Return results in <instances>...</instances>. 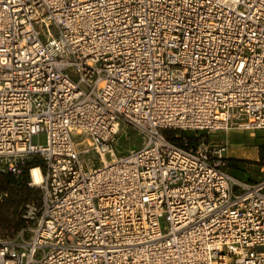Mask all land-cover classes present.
Listing matches in <instances>:
<instances>
[{"label":"built area","instance_id":"built-area-1","mask_svg":"<svg viewBox=\"0 0 264 264\" xmlns=\"http://www.w3.org/2000/svg\"><path fill=\"white\" fill-rule=\"evenodd\" d=\"M231 130L264 131V0H0V172L39 193L0 264H264V180L167 136Z\"/></svg>","mask_w":264,"mask_h":264},{"label":"rangeland","instance_id":"rangeland-1","mask_svg":"<svg viewBox=\"0 0 264 264\" xmlns=\"http://www.w3.org/2000/svg\"><path fill=\"white\" fill-rule=\"evenodd\" d=\"M169 133L172 139L179 141L180 144L182 139L190 142L223 143L227 146L225 169L231 176L251 183L264 180V131L248 132L231 130L210 134H200L192 131H171ZM38 143L39 145H45L46 138L44 134L39 135ZM140 144V139L133 130L126 127L120 128L117 141L119 153H127L132 149H136ZM6 175L9 174L0 172V179H3V176ZM24 176H13L11 185L6 183L8 185H5L7 193H0V205L5 199L11 197L10 193L12 191L17 190L21 192L24 189L23 187L32 190L27 186V176ZM32 191L33 196L28 201L21 202L15 214H11L12 212H10L6 215V218L3 220L5 224L0 226V241L13 239L19 234L25 224L23 222V215L26 204L33 201L36 202L39 199L38 191ZM14 216H18L22 220L18 228L13 227ZM8 224L9 226L7 227Z\"/></svg>","mask_w":264,"mask_h":264},{"label":"trees","instance_id":"trees-1","mask_svg":"<svg viewBox=\"0 0 264 264\" xmlns=\"http://www.w3.org/2000/svg\"><path fill=\"white\" fill-rule=\"evenodd\" d=\"M167 136L177 146H181L179 141H176V140L174 141L172 139V137L170 136L169 132H167ZM12 181H13V176H11V175L3 176V179H0V193H5L6 194L7 193V189H6L5 185L6 186L11 185ZM6 183H8V185ZM23 188L24 189L21 190V192H19L17 190L12 191L10 193L11 197L5 199L2 202V204L0 205V226L5 224V222L3 220L6 218V215H8L10 212H12L11 214H15L16 210L20 207L21 202L28 201L29 198L31 196H33V191L32 190H29V189H27L25 187H23ZM21 223H22V220H20L18 218V216H17V217L14 218L13 227L18 228L21 225ZM8 226H9V224L7 225V227Z\"/></svg>","mask_w":264,"mask_h":264},{"label":"bare ground","instance_id":"bare-ground-1","mask_svg":"<svg viewBox=\"0 0 264 264\" xmlns=\"http://www.w3.org/2000/svg\"><path fill=\"white\" fill-rule=\"evenodd\" d=\"M43 36H44V38L49 37L48 32H46V31L44 30V31H43ZM114 130H115V131H119V127H118V125H115V126H114ZM31 180H32L33 184H39V183L41 182V175H40L38 169L34 168V169L32 170V172H31Z\"/></svg>","mask_w":264,"mask_h":264}]
</instances>
